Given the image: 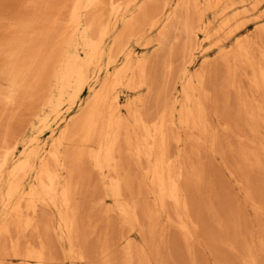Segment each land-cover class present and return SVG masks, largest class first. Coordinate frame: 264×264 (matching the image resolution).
<instances>
[{
  "label": "bare ground",
  "instance_id": "bare-ground-1",
  "mask_svg": "<svg viewBox=\"0 0 264 264\" xmlns=\"http://www.w3.org/2000/svg\"><path fill=\"white\" fill-rule=\"evenodd\" d=\"M27 3L0 36L2 112L37 108L0 135V264H208L200 237L264 264V0Z\"/></svg>",
  "mask_w": 264,
  "mask_h": 264
},
{
  "label": "rangeland",
  "instance_id": "rangeland-1",
  "mask_svg": "<svg viewBox=\"0 0 264 264\" xmlns=\"http://www.w3.org/2000/svg\"><path fill=\"white\" fill-rule=\"evenodd\" d=\"M34 12L35 11L33 10L32 6L28 5L27 0H0V36L9 35L12 31V27L10 24L14 23L21 16H29L32 15ZM251 30L252 26L249 27L248 32H250ZM2 109L3 106L0 104V135L5 132V130L8 128L7 126L16 128L18 123H20L22 120H30L32 118L31 113L37 110L36 105L31 106L28 103H25V105L18 108L15 107V109H7L4 112H2ZM45 133V137H47L49 133ZM217 161H214V163L218 164L219 160ZM223 179L228 186H232V181L228 176L224 175ZM232 193H237L239 195V198L243 200V196L240 192H238L237 187L235 189L233 188ZM247 215L253 227L257 229L258 216L256 212L249 206L247 207ZM200 243L203 249V253L205 254L206 259L208 261V264H215L214 255L207 248L206 242L201 237ZM58 253V256L60 258H63V254L59 251ZM14 263L17 264V261H14Z\"/></svg>",
  "mask_w": 264,
  "mask_h": 264
}]
</instances>
